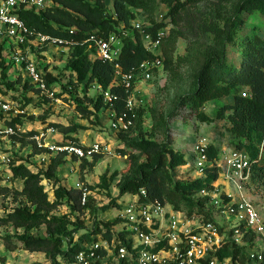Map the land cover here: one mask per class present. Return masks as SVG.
I'll use <instances>...</instances> for the list:
<instances>
[{"label":"trees","instance_id":"1","mask_svg":"<svg viewBox=\"0 0 264 264\" xmlns=\"http://www.w3.org/2000/svg\"><path fill=\"white\" fill-rule=\"evenodd\" d=\"M113 3L115 12L109 10L107 0H51V4L45 9L22 7L19 14L35 32L66 40L72 47L67 67L76 76V80L87 79L88 83L97 82L104 90L111 86L115 78L116 65L115 62L92 56L90 52L94 54L95 49L88 46V39L92 35L108 38L112 33L120 34L126 29L122 52L116 61L126 72L135 70L146 59L155 58V55L144 45L141 33L131 22L134 16L133 7L149 8L152 5H166L167 16L174 24L169 36L174 41L179 36L189 39V29L197 35L212 33L215 39L213 47L204 51L190 90L178 97L171 112L165 115L153 107L138 109V126H141L144 115L150 112L153 116L152 128L160 130L165 135L164 141L147 136L143 129L140 139L137 140L129 135L132 127L129 130L118 131V139L123 146H127L120 147L119 150L122 155H127L128 166L119 182L120 191L137 193L140 188L145 187L153 198L168 201L176 209H185L188 213L196 210L212 217L206 210L210 197L196 196L202 189L209 190L215 187L222 167L215 162L205 168L204 176L186 181L175 178L174 169L185 165L187 159L184 153L175 150L171 145L170 122L182 106H190L199 120L210 122L214 118L202 109L205 103L230 96L233 98L232 102L220 107L216 115L220 119L227 120L233 136L242 140L236 148H244L250 152L253 162L250 183L259 181L264 186V155L258 159L259 145L264 140V34L257 29L250 33L243 32L246 27L244 13H264V0H113ZM202 4L212 7V18L193 20L190 10ZM165 25L163 20H153L152 26L147 30L157 36L158 30ZM0 41L1 53L6 40ZM231 47L239 52L237 62L230 58ZM163 56L164 66L171 67L174 59L170 50L165 48ZM44 69L46 80L52 83L54 74L46 67ZM5 77L4 73L0 78L2 93V84L6 83L10 88L14 86V83L5 80ZM25 82L26 87L33 86L26 78ZM110 89L119 95L116 101L117 111H123L128 95L126 89L114 86ZM245 90L250 95L244 96L242 92ZM88 100L89 103L86 105L78 104L77 109L83 118L97 122L93 118L96 117L98 120L99 112L107 110L109 105L104 101V94L96 100L92 98ZM18 121L19 119L15 117L9 124L17 128ZM44 126L45 128L54 126L66 137L83 127L77 123L65 125L59 122H50ZM38 132L31 130L20 133V136L19 133L13 136L22 145L33 146L32 154H40L48 150L39 147L33 138ZM245 138L252 143L251 146L244 141ZM73 142L83 144L77 137H73ZM208 154L211 161L216 160L217 152L213 146H209ZM50 156L46 167L39 170H34L29 162L11 160L10 184H3L4 179L0 176V195L10 198L12 203H17L12 207L4 205L5 212L3 215L0 214V228L12 226L17 230L24 229L23 232L17 231L0 236L9 248L16 247L15 238H17L25 249L45 252L52 260V264H71L75 261L77 253L99 234L112 239L120 218L115 216L105 220L96 217L91 230L88 229L76 238L75 233L84 225L82 221L75 223L71 212L75 210L84 212L90 209L95 215L98 214V208L93 205L90 195L87 202L82 203L83 188L67 187L61 181L58 170L67 161V153ZM100 156L101 153H96L92 161L83 158L81 164L83 167L92 166ZM105 178L106 176H103L104 181ZM19 179L22 182L21 187L15 184ZM45 179L53 183V199L43 183ZM87 187L93 189L95 186L87 185ZM65 204H71L72 211L60 214L59 211ZM109 206L105 205L103 209ZM73 224H77V227H72ZM43 225L46 227V235H35L30 232ZM244 252L243 247L230 243L222 250L221 255L237 256Z\"/></svg>","mask_w":264,"mask_h":264},{"label":"rangeland","instance_id":"2","mask_svg":"<svg viewBox=\"0 0 264 264\" xmlns=\"http://www.w3.org/2000/svg\"><path fill=\"white\" fill-rule=\"evenodd\" d=\"M107 5L111 12H115L113 0H107ZM132 9L134 16L131 22L133 24L139 23L148 28L152 25L153 20L158 21V19L162 18L168 28V32L163 39L162 49L163 53L165 48L170 50L174 62L169 68L165 66L154 68L151 78L142 81L139 92L142 96V107H153L167 115L174 109L178 97L190 90L195 71L203 57L204 51L211 49L214 45V35L212 33H200L197 35L194 34L193 30L189 29V39L179 36L174 41L169 36L174 24L171 18L167 16L168 7L166 5H152L149 8L133 7ZM212 11V7L202 4L197 8L191 9L190 15L193 20H205L212 18ZM244 17L246 27L243 32L250 33L257 29L264 34V13L245 12ZM71 49L70 44H33L29 49L30 55L39 62L40 68L45 71L44 68L46 67L55 76L52 86L58 99H52L41 94L34 85L25 86L24 70L13 61L12 53L7 44L3 46V50L0 53V78L5 73V80L12 81L14 86L10 88L8 84L4 83L2 84V91L7 97L15 101L17 108L24 109V113L18 116H6L0 112V123L4 121L9 124L10 121L17 117L19 119L16 124L18 136L22 132L31 130L41 131L45 128L44 125L50 122H59L65 125L77 123L83 127L71 132L67 137L57 129V132L48 135V140L51 143L63 144L73 142V137H77L80 141L85 140L87 143L100 141L110 146L111 152L101 153L99 159L92 166L86 165L83 167L81 164L83 160L75 156V158H68L58 170L61 181L67 187L84 189L87 185L95 186L93 189L87 188L88 196L92 197L93 205L98 208V214L94 215L90 209H86L84 212L79 210L71 212V204L63 205L59 211L60 214L73 213V219L77 224L80 221L83 222L84 227L75 233V237L78 238L81 233L88 229L91 230L96 222V217L105 220L115 217L121 201L129 198L126 193L120 191L119 186V182L127 171L128 166L127 155H122L119 150L120 147L127 146H123L118 139L119 132L111 128L108 109L99 112L98 120H96V117L93 118L97 122H91L83 118L77 109L78 104L86 105L89 103L88 98L96 100L105 90L97 82L88 83L87 79L84 81L76 80V76L67 67ZM90 53L92 56L94 55L93 52ZM229 53L231 60L237 62L239 52L231 47ZM232 100L233 98L230 96L205 103L202 109L214 118L210 122L199 120L191 111L190 106H182L172 118L170 122L171 145L175 150L184 153L187 159L185 165L174 169L175 178L186 181L204 176L206 167L213 165L215 162L218 165H222L221 155L236 148L238 143L242 142L241 139L233 136L229 130L230 124L228 121L220 119L216 115L220 107L231 103ZM137 121L138 118L129 132L132 139H140L141 130L143 129L147 136L161 142L165 140V135L160 130L152 128L153 116L150 112L144 115L141 126H138ZM205 138L217 152L215 161H201L196 153V144ZM244 141L251 146L252 143L247 138ZM32 152L33 146L22 145L13 135L0 133V158L3 154H6L11 160L29 162L34 170L46 167L51 156L47 155L44 158L43 153L32 154ZM87 160L92 161L93 158H87ZM5 173H10V162L0 161V176L6 180L5 182H8L7 184H10L11 178L6 176ZM103 176H106L105 181ZM46 180L43 183L53 199V183ZM218 183L221 191L225 193L233 191V185L226 183L223 179H219ZM15 184L21 187L22 182L19 179L15 181ZM245 192L264 216V186L259 181H253L248 183ZM198 196L199 194L196 197ZM114 200L115 202H113ZM4 205L12 207L17 205V203H12L10 198L0 195V214L2 215L5 212ZM105 205L110 206L107 209H103ZM216 218L220 224L227 228H230L235 221V219L229 221L226 215ZM77 224L71 226L77 227ZM17 231L23 232L24 229L20 228L17 230L12 226H2L0 228L1 235L13 234ZM30 232L35 235L47 234L45 225L40 228H34ZM15 242L16 247L9 248L5 240L0 236V264H52V260L45 252L29 251L23 247V243L17 238H15Z\"/></svg>","mask_w":264,"mask_h":264},{"label":"built area","instance_id":"3","mask_svg":"<svg viewBox=\"0 0 264 264\" xmlns=\"http://www.w3.org/2000/svg\"><path fill=\"white\" fill-rule=\"evenodd\" d=\"M50 0H0V40L12 53L13 61L24 70L25 78L37 87L41 94L58 99L52 83H48L39 62L30 55L32 44L62 45L68 42L28 27L20 17L21 8L45 9ZM162 18L158 19L161 21ZM134 27L141 33L144 45L155 58L146 59L133 71L126 72L116 62L124 45L121 33H112L108 38L92 35L89 48H94L95 57L104 61L115 62L116 74L111 86L104 91V101L110 114L111 128L129 130L135 124L138 109L142 107L140 85L145 79L151 78L154 68L164 66L162 43L168 32L165 26L154 36L139 23ZM152 26V25H151ZM123 87L128 95L125 108L118 112L116 101L119 95L111 91V87ZM244 96L250 95L247 90ZM15 101L0 92V112L4 115L18 116L24 109L17 108ZM57 132L54 126H48L33 138L39 147L48 151L47 155L66 152L67 157L93 158L96 153H110L107 143L94 141L83 143H51L49 136ZM0 133L18 134L16 127L0 123ZM209 143L201 139L196 144V153L201 161H210ZM264 155V140L259 145L258 159ZM0 161L11 158L3 154ZM222 167L219 179L233 185V191H221L219 179L212 189H202L200 196H209L206 210L213 217L198 211L188 213L185 209H176L168 201L153 198L148 189L140 188L137 193H126L129 198L121 201L116 217L120 222L112 239L99 234L91 243L79 251L71 264H264V216L245 192L252 178V158L244 148H233L221 155ZM46 180V179H45ZM47 181V180H46ZM82 203L88 199V188L83 189ZM226 215L229 221L235 219L230 228L219 223L216 218ZM230 243L243 247L244 253L221 255L222 250ZM249 245V246H248Z\"/></svg>","mask_w":264,"mask_h":264},{"label":"crops","instance_id":"4","mask_svg":"<svg viewBox=\"0 0 264 264\" xmlns=\"http://www.w3.org/2000/svg\"><path fill=\"white\" fill-rule=\"evenodd\" d=\"M83 143H87L85 140H81ZM69 158V157H68ZM71 158V157H70ZM6 174V176H8V177H10V173H5ZM7 177V178H8ZM6 180H3V184H7L8 182H5ZM9 183H11V182H9Z\"/></svg>","mask_w":264,"mask_h":264}]
</instances>
